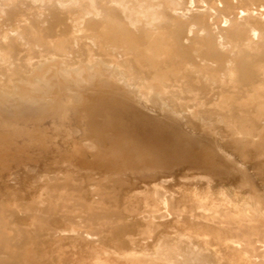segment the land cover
Masks as SVG:
<instances>
[{"label":"rangeland","instance_id":"1","mask_svg":"<svg viewBox=\"0 0 264 264\" xmlns=\"http://www.w3.org/2000/svg\"><path fill=\"white\" fill-rule=\"evenodd\" d=\"M116 1L0 0V264H264V0ZM106 79L221 167L91 168Z\"/></svg>","mask_w":264,"mask_h":264},{"label":"bare ground","instance_id":"2","mask_svg":"<svg viewBox=\"0 0 264 264\" xmlns=\"http://www.w3.org/2000/svg\"><path fill=\"white\" fill-rule=\"evenodd\" d=\"M34 1H38V0H34ZM39 1H42V0H39ZM89 1H93V0H89ZM62 2L66 5L67 4H77L79 2V0H62ZM115 3H116V5L121 7L124 11H126L128 9V4L126 3V0H117ZM119 11H121V10H119ZM97 14H99V13H97ZM193 41H194V39H193ZM86 66H87V69L91 70V71H95L97 68H99L98 64H96V63L92 64L91 62L88 63ZM105 68H106V70L108 69V72H111L113 70L112 67H109V66H105ZM38 71H39V73L38 74L36 73L35 78L33 79V82L30 83L32 85L31 87H33V89L35 91H39V92L42 91V87H44V88L52 87V86H39L40 84H38V83L39 82L40 83L42 82L41 84L46 83V79L44 78L45 76L44 77L41 76L42 73L52 72V71L54 73L55 71L51 68L46 69L43 66H39ZM115 71H117L116 76H117L118 81L124 80L126 78L124 73L122 72V70L120 68L116 69ZM60 75L63 76L62 80L68 79L66 77V75H67L66 73H61ZM76 76H77V74H76ZM116 76L114 77V75H113L114 79H116ZM50 77L52 78V76H50ZM69 78L71 79V77H69ZM78 78L80 79L79 76H78ZM117 79L114 81H117ZM53 80H56V79H53ZM111 80H112V78H111ZM68 81H71V80H68ZM49 82L52 83V80ZM107 82L109 84L108 80H107ZM113 82H111L112 83L111 85L109 84L110 87H108L109 85H107V87H106V85L103 86V83H104L103 82L102 83L103 87H97L98 88L97 94H94V91L90 90L89 95L92 92L94 95L91 94L93 96H87V97H89V99H87V97H86V99L84 100L85 101L84 105H83L82 109L80 110L79 119L81 120V122L85 123V127H86V130H84V133H85V131H88L87 133L91 134L92 136H95L96 142L95 141H93V142H95L101 149L98 151L94 150L95 152L89 153V154H94V159L92 157L93 160H91V161L89 160V163H88V165L91 166V168H95L96 170L103 171L106 173H110L113 171L117 172V173H122V172L126 173L127 170H133V169L141 170L144 168H148L149 170H151V169H155V168H172V166L175 163L177 164L178 162L192 165L198 169H202L205 167H221V165H219V163L216 162L214 157L212 156L214 154V152H212L208 149L202 150L201 146L198 143L194 142L193 140L188 139V138L182 140V138L179 136V133L177 131H175L174 129H167L164 126H161V124L157 120H154V118L145 114L140 109L139 100L136 98H133V96L130 93L128 95H126V97H125V98H127V101L122 99L123 101H125V104L119 105L118 103H116V104L111 105V103H109V101H108L109 97L110 98L111 97H118V98L121 97L122 98V97H124L123 96L124 91H122V89L125 87L124 89H130L131 90L130 87H132V84L126 85V86L124 84H123L124 86L122 84H119V86H115L113 84ZM46 85H48V84H46ZM49 85H51V84L49 83ZM96 86H97V83H96ZM99 86H101V85H99ZM69 87H71V86H69ZM103 88H105L106 90L105 89L103 90ZM70 90H71L70 92L72 95L73 94L72 89L70 88ZM74 93L76 95V92H74ZM75 95H72V96H75ZM103 95H105L106 97L108 96L107 99L106 98H104V99H105V102L107 100L105 105L108 103V105L110 106V109L111 108H115V109L124 108L121 111L118 110L119 112L116 111V113L113 109L114 114L112 112H110L108 114V110H107L106 111L107 113L104 114L105 116H107V118L110 119V122L108 120H106L107 123H106V121H105V123H103L101 121L102 120L101 118H103V116L100 117L97 114V109H98L99 105H97L96 98H98V97L101 98V97H103ZM76 98H79V97H76ZM119 100L121 101V99H119ZM20 101H22L26 106H33V105H37V103L42 102L38 98H33V97H25L24 99H20ZM111 101H113V100H111ZM158 101H159V105L161 108L160 109L161 114L162 113H164V114H170V113L172 114L173 113V111L171 110V106L164 103L160 98ZM89 102H91V103H89ZM153 102L154 101L149 98V100H147L146 104L147 105L153 104ZM88 103H89V105H88ZM108 105H106V108ZM101 106L102 105H100V107ZM102 107H104V106H102ZM107 109H109V108H107ZM177 113H178V111H177ZM63 115H64V113L61 114L60 117H62ZM100 115H102V114H100ZM186 120H187V118H186ZM206 123H207V121H206ZM74 131H76V130H74ZM89 134H86V135L89 136ZM92 136H90V137H92ZM85 140L87 141V137ZM176 141H181V142L178 146L175 147V146H173V144ZM91 142L92 141L90 140V143ZM87 143H88V141H87ZM96 144H93L94 146H92V148L95 147L94 149H96L97 148ZM83 153L84 152L82 151V155H81L82 158L84 157ZM86 154H87V152H86ZM86 154L84 153L85 157H86ZM78 156H79L78 159H80V157H81L80 154ZM82 158L79 160V162L82 160ZM86 161H87V159H85V162ZM85 162H83L85 164V166H88V165H86L87 163H85Z\"/></svg>","mask_w":264,"mask_h":264}]
</instances>
